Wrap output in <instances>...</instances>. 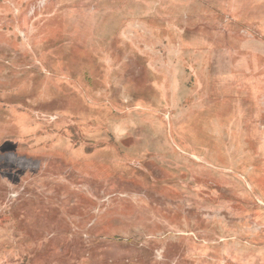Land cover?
Listing matches in <instances>:
<instances>
[{
  "label": "rangeland",
  "instance_id": "obj_1",
  "mask_svg": "<svg viewBox=\"0 0 264 264\" xmlns=\"http://www.w3.org/2000/svg\"><path fill=\"white\" fill-rule=\"evenodd\" d=\"M0 264H264V0H0Z\"/></svg>",
  "mask_w": 264,
  "mask_h": 264
}]
</instances>
